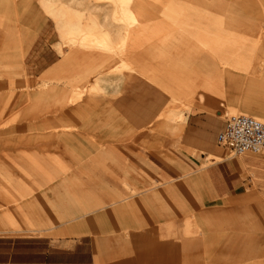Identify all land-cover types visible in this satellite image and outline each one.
<instances>
[{
  "label": "rangeland",
  "instance_id": "rangeland-1",
  "mask_svg": "<svg viewBox=\"0 0 264 264\" xmlns=\"http://www.w3.org/2000/svg\"><path fill=\"white\" fill-rule=\"evenodd\" d=\"M123 3L0 0V140L63 143L0 148V237L37 232L94 264H264V152L217 142L227 117L264 108V0ZM58 14L95 32L65 44ZM47 21L61 62L30 83L24 58Z\"/></svg>",
  "mask_w": 264,
  "mask_h": 264
},
{
  "label": "crops",
  "instance_id": "crops-1",
  "mask_svg": "<svg viewBox=\"0 0 264 264\" xmlns=\"http://www.w3.org/2000/svg\"><path fill=\"white\" fill-rule=\"evenodd\" d=\"M47 13V12H46ZM50 17V16H49ZM52 18V17H51ZM56 26L58 28V31L61 35V38L63 40V43L68 44V37L69 36H75V34H79V32H86V33H94V25L90 22H87V24L80 30V31H74L72 33H69L66 28H64L63 19L59 17L58 15H55L54 18H52ZM51 25V26H50ZM54 26L52 25L51 21H47L45 25L42 27L41 32L39 33L36 40L30 45L29 49L27 50V54L24 58V68L26 71V79L30 81H36L37 79H40L44 75L48 73V71H52L54 69H57L61 62V56L58 54L57 50L54 48V45L58 44V42H55L52 40V36L55 35L52 33V29ZM60 54H63V47L59 48ZM197 62H203L204 64H210L211 66L215 67V59L210 57L209 55L205 56H197L196 57ZM196 65V64H195ZM155 78L153 79V82L165 90H169V93L173 95V87L171 89H167L166 86L163 85L162 76H159V73H155ZM6 87V88H5ZM8 86H2L0 87V101H5V98L9 94ZM24 98V108L27 107L30 108L31 100H32V94L31 92L23 94ZM28 98V99H27ZM204 96L202 94L199 95V100L202 101ZM29 103H27V101ZM41 101V100H40ZM46 105V100H42L40 102V105L42 104ZM28 104V105H27ZM121 105V101L119 102ZM41 108V107H40ZM238 111V110H233ZM245 115H253V117L264 121V108L262 106H255L251 107L249 106L246 110ZM183 120L185 121V116L183 115ZM178 120V119H177ZM171 121L172 127H170V130L176 131L177 126L180 123H183L184 121ZM9 130H0L1 134L9 133ZM109 147V146H108ZM0 148H6V149H22L27 150L24 151V153H41L42 150H45L46 153L47 149H55V148H63V143L59 141H24L20 143H16L15 141H6V140H0ZM30 163V162H29ZM219 175V176H218ZM223 174L219 171L216 172L215 177V187L216 190L220 191L219 195H224L223 189ZM53 241L45 236L39 235L37 232L34 234H30L29 236H22V237H0V246L2 245H9L11 247L7 248L8 250H4V248L0 247V264H94L89 262V258L87 255V258L84 256V253H76V250L73 248L71 251L63 249L61 247H53ZM49 244L50 247L54 249L53 252H48L47 249L43 246H46ZM82 242H79L76 244V247L81 249L79 245H82ZM42 246V247H41ZM70 262H67V261ZM87 260V263H84V261ZM77 262V263H75Z\"/></svg>",
  "mask_w": 264,
  "mask_h": 264
},
{
  "label": "built area",
  "instance_id": "built-area-1",
  "mask_svg": "<svg viewBox=\"0 0 264 264\" xmlns=\"http://www.w3.org/2000/svg\"><path fill=\"white\" fill-rule=\"evenodd\" d=\"M218 145L234 156L264 152V123L243 114L227 117L223 130L217 137Z\"/></svg>",
  "mask_w": 264,
  "mask_h": 264
},
{
  "label": "bare ground",
  "instance_id": "bare-ground-1",
  "mask_svg": "<svg viewBox=\"0 0 264 264\" xmlns=\"http://www.w3.org/2000/svg\"><path fill=\"white\" fill-rule=\"evenodd\" d=\"M125 3H123V4H125L124 6H125V9L127 8L128 9V7H129V5L131 4V3H129V1H131V0H123ZM127 2V3H126ZM130 9V8H129ZM116 12V11H115ZM114 12V13H115ZM114 15H116V14H114ZM130 15H131V13H130ZM131 16H133V17H135V15H134V13H132V15ZM114 17V16H113ZM137 18V17H136ZM118 19V18H117ZM111 26H113V25H111ZM124 26V25H123ZM112 28V27H111ZM110 34H112V32L110 33ZM83 35H85V36H87V34L85 33V34H83ZM113 35V34H112ZM85 36H83L84 38H86ZM88 37V36H87ZM73 38H75V36L73 37ZM87 39V38H86ZM86 39H82V40H86ZM88 39H91L90 37H88ZM69 40H71V39H69ZM73 40H75V39H73ZM79 40H81V39H79ZM81 40V41H82ZM87 42V41H86ZM71 43H73V42H71ZM235 115H239V114H235ZM243 115H245V114H243ZM248 116V115H247ZM255 118V117H254ZM184 118L183 117H179L178 118V120L179 121H184L183 120ZM257 119V118H256ZM177 120V121H178ZM259 120V119H258ZM261 121V120H260ZM264 123V122H263Z\"/></svg>",
  "mask_w": 264,
  "mask_h": 264
}]
</instances>
